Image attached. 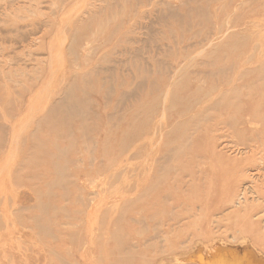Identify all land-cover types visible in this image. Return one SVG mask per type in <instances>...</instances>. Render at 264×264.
<instances>
[{"label":"rangeland","instance_id":"obj_1","mask_svg":"<svg viewBox=\"0 0 264 264\" xmlns=\"http://www.w3.org/2000/svg\"><path fill=\"white\" fill-rule=\"evenodd\" d=\"M263 68L264 0H0V264H264V201L228 199L257 122L201 120L264 107Z\"/></svg>","mask_w":264,"mask_h":264},{"label":"bare ground","instance_id":"obj_2","mask_svg":"<svg viewBox=\"0 0 264 264\" xmlns=\"http://www.w3.org/2000/svg\"><path fill=\"white\" fill-rule=\"evenodd\" d=\"M88 18H90L91 14L88 12ZM87 22V21H86ZM95 35V34H94ZM264 69V68H263ZM249 85V84H248ZM252 85V84H251ZM257 88V89H255ZM252 89V88H250ZM253 91L256 90L258 92L259 90V87L258 86H254ZM239 92H240V89H235V90H232V92H230L231 94L230 95H224L220 100L216 101L215 104L212 106L211 104L206 106L203 110H201V120L203 121H206L209 119V116H210V113L209 111L211 110H215L219 104V107H221V105L223 106V108H231L233 113L229 114L228 112L225 114V117H227V119L229 120L227 123L229 126H231L232 130H235V129H239L240 131H246V132H249L251 133L253 131V127L252 126H249L253 123H250V122H253L252 120H256L257 122V125L255 124V131L256 134H254L253 136L257 135L260 133V138L258 139L259 143L254 147V146H250L251 148H249L247 150V154H250L249 157H247L246 159H244V161L241 163L240 166H238V172H240L241 174H246L245 176V179L243 180H250V183L248 185L250 186H245L242 190V192L240 193H237V195L234 194V192L232 193H229V191L227 190L226 191V194L229 193V200H230V203H234L236 200H241L242 201V204L240 203V205H243L244 204V207L245 209H247L248 207L250 206H253L252 205V200H254L253 197H250L248 198L247 195L250 193L251 195L250 196H253L255 195L256 197L260 198L264 201V193H261V191L259 190V188H263L264 189V140L262 139L264 136H263V132H264V123L261 121L262 119V114H264V107L262 105H260L259 103L260 102H257V103H252L254 104V107L250 109V98H247L246 100H244L245 98L239 96ZM241 92L243 93V91L241 90ZM260 94V95H259ZM71 95V91H67L65 93V100L63 99L61 101V107H62V112L63 114L65 115H73V114H80V113H86L84 108L81 107L80 104L78 103H75V100L72 98ZM259 96H263L264 95V88H262L261 90H259L258 94ZM249 96V95H247ZM166 97V96H165ZM176 97V96H175ZM168 98V97H166ZM233 99V100H232ZM171 100H174V96L171 97ZM177 102H181L179 99L177 100ZM177 102L173 101V103H171L169 105V107L167 108L166 112H165V117L166 119L170 120V119H177L178 118L180 119L181 116H184L185 112L184 110H180V112L177 110ZM218 107V108H219ZM256 107V108H255ZM239 114V115H238ZM49 122L50 121H54L52 118L49 117ZM179 121V120H178ZM175 122L173 128H180V125H182V123L180 122ZM224 123H226V121H224ZM254 125V124H253ZM83 127H85V125H83ZM190 141V139H189ZM189 141L186 140L184 143H188L189 144ZM183 146L182 144H179L177 143L175 145V148L173 149V151H176V153H173L170 154L172 155V157H180V154L182 152V149H183ZM261 151L263 154L259 157L260 159V164L258 165L255 161V154L256 152ZM249 152V153H248ZM243 155V154H242ZM170 157V156H169ZM163 162L165 163L166 161L163 160ZM170 161L167 160V163H169ZM258 165V166H257ZM256 166V167H255ZM162 169V168H161ZM161 171H164V170H161ZM166 174V172H161V176H164ZM243 178V177H241ZM252 180H255L257 182L253 183L251 182ZM246 185V184H245ZM253 185H254V188L253 189ZM242 188V187H241ZM239 197H241L239 199ZM251 199V202L249 201ZM235 204V203H234ZM254 207V206H253ZM250 216H247V218L244 217V220L247 221V219L249 218ZM243 221V224L244 226L247 228V230H249L251 233L252 230H255V226L251 225L250 223L248 222H245ZM257 234H253L251 237L252 239H254L255 241H259L261 242V244L264 243V231H256ZM248 239V237H247ZM216 241V240H215ZM214 241V242H215ZM247 241V240H246ZM199 242V241H198ZM217 242V241H216ZM238 243V242H237ZM218 244V243H217ZM244 244V243H243ZM215 245V244H214ZM251 245V244H250ZM203 246V245H202ZM207 246V245H206ZM213 246V245H211ZM246 247H249V246H246ZM240 248V247H239ZM242 249V246L241 248ZM238 249V250H240ZM248 249V248H247ZM252 249V248H251ZM250 249V250H251ZM244 250V249H243ZM253 250V249H252ZM222 252H225L224 250H220ZM248 251V250H247ZM246 251V252H247ZM255 251V250H254ZM204 252V251H203ZM241 252V251H240ZM249 252V251H248ZM229 253V254H228ZM228 253H219V256L220 254L222 255V259L224 256V254H228V255H231L230 252ZM245 253V252H244ZM250 253V252H249ZM248 253V255H249ZM252 253V252H251ZM232 254H235V253H232ZM238 254H240L238 252ZM253 254V253H252ZM204 255V254H203ZM224 255V256H223ZM242 255V254H241ZM233 256V255H232ZM237 256V255H236ZM247 256V255H246ZM257 256V255H255ZM241 257V256H240ZM249 257V256H248ZM246 257V258H248ZM259 256H257L258 258ZM226 258V257H225ZM237 258V257H235ZM251 258V257H249ZM254 258V257H253ZM263 258H264V255H263ZM231 259V257H230ZM229 259V260H230ZM262 259V257H261ZM243 261H245L244 259H242ZM240 260V262L242 261ZM250 260V259H248ZM255 260V259H253ZM257 260V259H256ZM260 260V259H259ZM264 260V259H263ZM262 260V261H263ZM224 261V260H222ZM221 261V263H222ZM233 261V260H232ZM226 262V260H225ZM230 262V261H229ZM237 262L235 261V264ZM249 263V262H247ZM256 263V262H255ZM259 263V261H258ZM218 264V263H217ZM223 264V263H222ZM232 264V263H230ZM245 264V263H244ZM263 264V263H261Z\"/></svg>","mask_w":264,"mask_h":264}]
</instances>
